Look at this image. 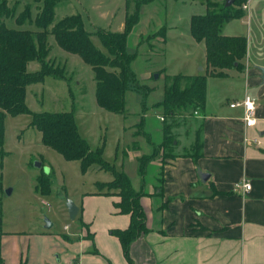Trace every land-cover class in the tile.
Masks as SVG:
<instances>
[{
	"label": "rangeland",
	"instance_id": "1",
	"mask_svg": "<svg viewBox=\"0 0 264 264\" xmlns=\"http://www.w3.org/2000/svg\"><path fill=\"white\" fill-rule=\"evenodd\" d=\"M8 2L15 12V18H22V12L28 9L35 19L43 5L41 0ZM224 2L151 0L144 5L142 22L130 35L128 49L137 54L133 63L134 83L152 91L138 93L133 84L126 94V113L123 115L108 112L97 104L92 68L79 56L62 50L54 36L50 35L49 59L65 66L66 77L65 80L47 78L43 84L29 86L26 99L28 108L33 113L73 112L79 135L87 141L91 150L103 149V159L117 172H125L132 180L133 187L138 189L137 183L139 186L142 180L138 173L139 158L153 155L156 149L157 156L153 162L156 165L165 164L174 155L189 153V146L201 136V123L192 107L175 110L170 116L159 103L163 100L168 76L188 74L191 75L189 77L205 76L207 80L213 78L205 63L206 47L203 43H197L191 34V19L205 15L208 3L216 6L214 11H220ZM239 9L243 11V6ZM126 13V0H66L56 6L55 22L81 15L93 44L109 55L98 32H122ZM6 24L10 29L37 30L29 21L18 26L15 19H9ZM229 27L232 29L227 30V24L223 26L226 29H222L223 35L248 30L247 24L241 22H233ZM163 28L165 33L160 36L162 40L152 38L156 31ZM28 70L38 71L39 64H29ZM31 122V115H6L4 119L6 155L3 167H0L2 258L12 255L18 248H21V252L23 249L27 257H34L37 251L50 253L55 250L59 241L80 228L82 215L71 220L68 201L81 207L85 195L99 191L97 183L109 182L114 178L112 171H103L98 165L83 173L79 161H67L45 146L41 133L31 126ZM159 173L157 166L149 165L145 177L150 183L159 178ZM41 177L50 179L51 191L47 196L37 191ZM48 222L53 225L50 229L47 228ZM66 226H70L68 231L65 230Z\"/></svg>",
	"mask_w": 264,
	"mask_h": 264
},
{
	"label": "crops",
	"instance_id": "2",
	"mask_svg": "<svg viewBox=\"0 0 264 264\" xmlns=\"http://www.w3.org/2000/svg\"><path fill=\"white\" fill-rule=\"evenodd\" d=\"M245 4L246 15L226 29L241 22L248 30L224 36L246 38L247 56L240 68L207 80L205 107L197 112L200 157L183 153L165 164L152 162L159 178L149 183L145 177L134 186L145 193L148 232L132 244L131 263L113 234L127 230L131 218L117 208V194L99 190L84 196L79 230L55 250L27 257L18 248L3 264H264V0ZM246 95L257 104L253 128L245 126L241 107L231 108ZM199 171L209 175L206 182ZM239 182L251 183V191H236Z\"/></svg>",
	"mask_w": 264,
	"mask_h": 264
},
{
	"label": "trees",
	"instance_id": "3",
	"mask_svg": "<svg viewBox=\"0 0 264 264\" xmlns=\"http://www.w3.org/2000/svg\"><path fill=\"white\" fill-rule=\"evenodd\" d=\"M41 1L43 5L40 13L33 19L28 9L22 12V18L20 16L15 18V12L8 0H0V167H3L2 162L6 155L4 151L6 115L12 117L31 115V126L41 133L43 144L58 152L67 161H79L83 173L94 165H98L103 171H112L114 180L99 183L98 187L100 193L117 194L121 199L117 208L121 214L129 215L131 218L127 230L113 232L122 245L125 258L131 263L132 244L142 234L148 232L141 205L145 193L136 191L131 179L124 172H117L103 159V149L91 150L87 141L79 135L73 112L33 113L28 108L26 99L28 87L31 85L43 84L47 78L65 80V66L49 59L51 48L48 39L52 35L62 50L79 56L92 68L96 81L97 104L113 114H125L126 94L132 85H136L138 93L148 90L147 87L134 83L136 76L133 63L137 54L129 51L128 41L141 20L142 8L151 0H126L127 13L123 31L98 32L109 55L104 54L93 44L81 15L69 16L55 22V8L66 0ZM246 1L233 0L234 5L226 7L225 0L220 11H214L216 6L208 3L205 15L193 16L191 19V34L197 43H204L206 47V62L210 70L209 75L212 77H222L224 71L240 68L247 56L246 38L227 37L222 32L226 23L244 17L245 12L239 8ZM235 6H238V9H235ZM9 19H15L18 26H23L29 21L37 30L10 29L6 24ZM164 33L163 28L154 33L152 38H160ZM31 63H38L39 70L30 72L28 67ZM166 81L164 97L159 103L165 113L172 116L175 110L187 107H192L193 112L204 110L207 94L205 76H168ZM149 91L152 90H148V93ZM198 139L192 145L191 153H188L194 160L200 157L202 148V136ZM163 147H167V139ZM153 151V155L139 158L138 173L142 179L146 176L147 167L157 156V150ZM176 157L177 155H174L172 158ZM37 191L42 196L50 194V179L39 178ZM1 219L0 216V224ZM0 264H3L1 254Z\"/></svg>",
	"mask_w": 264,
	"mask_h": 264
},
{
	"label": "built area",
	"instance_id": "4",
	"mask_svg": "<svg viewBox=\"0 0 264 264\" xmlns=\"http://www.w3.org/2000/svg\"><path fill=\"white\" fill-rule=\"evenodd\" d=\"M249 5L245 4L243 10H248ZM241 107L244 111V123L247 128H253L257 125V104L255 99L251 96L246 95L240 102H235L231 104V108ZM252 189V185L249 182H239L235 185L236 191H242L244 193H249ZM68 229V227H66Z\"/></svg>",
	"mask_w": 264,
	"mask_h": 264
},
{
	"label": "water",
	"instance_id": "5",
	"mask_svg": "<svg viewBox=\"0 0 264 264\" xmlns=\"http://www.w3.org/2000/svg\"><path fill=\"white\" fill-rule=\"evenodd\" d=\"M232 5H233V0H227L226 7H230ZM261 71L263 73V81H264V69H261ZM38 166L40 168L42 167L41 164H38ZM198 174H199V177L201 178L202 182H206L207 179H209V175H207L201 171H199ZM67 207H68L70 218H71V220L74 221L79 214V207L71 201H68ZM52 226L53 225L50 222H48L47 228L50 229V228H52Z\"/></svg>",
	"mask_w": 264,
	"mask_h": 264
}]
</instances>
